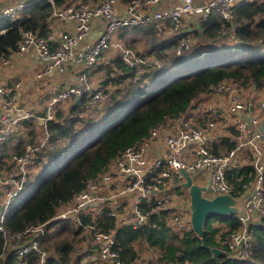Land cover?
<instances>
[{
	"label": "trees",
	"instance_id": "obj_1",
	"mask_svg": "<svg viewBox=\"0 0 264 264\" xmlns=\"http://www.w3.org/2000/svg\"><path fill=\"white\" fill-rule=\"evenodd\" d=\"M53 1V5L45 0L33 2L22 8L15 19H0V59L16 49L21 30L43 36L49 30L54 8L85 0ZM189 34L194 37L190 49L175 55L176 38H165L153 25L118 29L115 43L121 42L137 56L159 58L163 66L130 68L120 52L97 61L90 75L100 74L99 85L110 91V100L104 107L88 109L85 98L70 97L54 107L51 120L24 123L18 133L25 140L13 134L8 140L14 144L8 146L6 141L0 151V175L12 170L13 154L29 152L25 184L36 179L40 183L9 212L6 210L3 226L11 237L6 243L0 231V264H70L78 243L92 241L95 231L111 229L115 230L114 249L124 264H217L190 224L175 227L167 210L151 214L141 228L117 226L108 214V203L81 212L79 221L53 218L84 188L87 179L100 175L124 148L142 140L152 127L183 114L198 128H204L213 117L202 101L211 100L213 89L221 83H238L243 89L263 88L264 0H242L232 22L213 14L184 33ZM140 38H147L148 44L142 51L135 45ZM32 103L37 105L36 100L32 99ZM237 134L235 127L228 126L224 134L208 143L210 152L225 155L236 147L233 136ZM255 178L256 172L248 163L227 170V180L238 197L247 193ZM39 225L44 230L38 238L44 256L34 250L17 256L18 243H31L37 237V232L25 230ZM203 228L206 244L224 251L218 257L221 264H264V217L244 226L236 214H215L205 219ZM244 228L251 234L247 256L232 252L221 240L226 233ZM93 248V244L87 246V252L92 253ZM91 264L104 262L93 257Z\"/></svg>",
	"mask_w": 264,
	"mask_h": 264
},
{
	"label": "built area",
	"instance_id": "obj_2",
	"mask_svg": "<svg viewBox=\"0 0 264 264\" xmlns=\"http://www.w3.org/2000/svg\"><path fill=\"white\" fill-rule=\"evenodd\" d=\"M37 1L41 0H0V19H15L22 8ZM45 1L54 4L53 0ZM165 1H80L54 8L49 30L43 36L32 30H21L16 49L0 59V151L24 123L33 119L51 120L54 107L70 97L85 98L88 109L104 107L110 100V91L94 84L90 77L91 68L103 53L109 54L119 48L130 68L163 66L159 58L137 56L132 50L115 43L114 34L118 29L153 25L163 36L176 38L173 51L175 55H181L191 47L185 32L193 30L198 21L213 14L224 22H232L242 0H168L166 5L159 7ZM96 21L101 23V29L93 37L91 32ZM31 50L41 65L32 72L29 80L47 85L36 106L32 103L33 98L23 92L31 82L6 73L8 66L27 59ZM245 91L238 83L232 82H223L214 88L213 96L222 98L217 105L207 106L213 118L204 128H198L183 114L152 127L142 140L124 148L100 175L87 179L84 188L65 202L53 218L79 221L81 212L108 203V214L115 219L117 226L141 228L149 222L151 214L167 210L172 224L183 228L190 218L188 200L177 197L175 187L178 184L184 187V172L192 182L205 186L206 197L221 194L238 197L227 180V170L240 166L238 152L241 148L251 154V161L247 163L253 166L256 178L242 196L244 201L236 215L244 226L253 216L264 217V130L259 129L264 120V85L261 90L252 86L247 93ZM249 105L252 106L251 126L238 115L247 113ZM228 126L235 127L238 132L233 136L236 147L223 156L212 154L208 143L213 137L224 134ZM10 161L12 170L0 175V195L4 194L6 205L26 182L30 154H13ZM5 215L6 210L0 208V231L4 238H10L3 226ZM27 231L37 232V237L31 243H18L16 255L20 257L34 250L43 257L45 253L38 244L43 227L39 225ZM114 234V229L92 233V255L79 264H91L93 257L104 264H124L114 249ZM250 238L251 234L244 228L226 233L221 240L232 252L247 256Z\"/></svg>",
	"mask_w": 264,
	"mask_h": 264
},
{
	"label": "water",
	"instance_id": "obj_3",
	"mask_svg": "<svg viewBox=\"0 0 264 264\" xmlns=\"http://www.w3.org/2000/svg\"><path fill=\"white\" fill-rule=\"evenodd\" d=\"M18 101L20 102V94L18 95ZM252 106L249 105L247 113L238 114L244 119L248 126L252 125ZM260 130H264V120L259 126ZM185 182L184 187L187 188L189 199H188V210L190 212L189 223L193 231L201 240V245L208 249L212 253V258L217 264H221L218 259L219 255L224 251L217 247H210L206 244L203 239L204 235V221L208 216L220 214H236L240 211L243 198H236L229 194L215 195L212 197H206L204 194L205 186H201L198 183L192 182V178L184 172Z\"/></svg>",
	"mask_w": 264,
	"mask_h": 264
},
{
	"label": "rangeland",
	"instance_id": "obj_4",
	"mask_svg": "<svg viewBox=\"0 0 264 264\" xmlns=\"http://www.w3.org/2000/svg\"><path fill=\"white\" fill-rule=\"evenodd\" d=\"M221 35L224 37V36H226L225 34H224V31L221 33ZM162 36V35H161ZM165 38H167L166 36H165ZM190 38V41H191V43L192 42H194V37H192L191 38V36L189 37ZM147 38H140L136 43H135V45H136V50H138V51H142L143 50V48H145V47H147ZM120 45H121V47H122V44H121V42H120ZM117 52H119V48H115L112 52H110L109 54H107L106 56H104V55H102L99 59H98V61L99 62H102L103 60H105V59H108V58H112L113 56H115L116 54H117ZM94 67V66H93ZM93 67L91 68V70H90V72L92 71V69H93ZM99 76H100V74H95V75H90V77H91V79H92V81H93V83L94 84H99V81H100V79L101 78H99ZM246 91V93L248 92V89H245ZM40 96H41V93L38 91V90H36L35 92H34V96H32V98L34 99V100H36V101H38L39 100V98H40ZM246 96V95H245ZM220 98H222V96H213L212 98H211V100H209V101H207V100H204V101H202V104H205L206 106H208V105H210V104H213V103H215L216 105L218 104V102H219V100H220ZM19 131V130H18ZM18 131L14 134V135H16L14 138H17L18 140H20V139H24L25 140V136L23 137V135H22V133L21 132H19L18 133ZM13 135V136H14ZM10 140V139H9ZM8 140V141H9ZM14 142L15 141H13V140H11V141H9V145L8 146H11V145H13L14 144ZM196 179V178H195ZM197 180V179H196ZM198 181V180H197ZM40 183V180H38V179H36L35 181L34 180H32L31 182H29V183H27V184H25L24 186H23V188H22V190L21 191H19V193L17 194V196L15 197V198H13V200H12V202L10 203V204H8V205H6L5 204V198H4V194L2 193L1 195H0V208H4L5 210H7L8 212L10 211V209L13 207V206H15L16 205V203L19 201V200H21L23 197H24V195L25 194H28V193H30V192H32L34 189H35V187L38 185ZM175 193H176V196L177 197H181V196H183V197H185L187 200L189 199V195H188V191H187V189L185 188V187H183L182 185H180V184H178L176 187H175ZM187 225L189 224V223H186ZM3 235V234H2ZM5 240H6V243H10V239L6 236L5 238H4ZM92 244H93V242L92 241H89L88 239H86V240H82V242H80V243H78L77 245H76V247H75V250H74V254H73V257H72V261H71V263L70 264H79V261L80 260H83L84 258H86L87 256H90V255H92V253L91 252H87V246H92ZM79 254H81V255H79ZM82 262V261H81ZM80 262V263H81Z\"/></svg>",
	"mask_w": 264,
	"mask_h": 264
},
{
	"label": "crops",
	"instance_id": "obj_5",
	"mask_svg": "<svg viewBox=\"0 0 264 264\" xmlns=\"http://www.w3.org/2000/svg\"><path fill=\"white\" fill-rule=\"evenodd\" d=\"M168 2V0H166L165 2H162L159 7H163L164 5H166ZM95 26L93 29V32H91V35L93 37H95L96 35L99 34L100 29H101V23L96 21L95 22ZM196 26V24H195ZM189 31V30H188ZM189 37L191 36V34L188 35ZM33 50L30 51V53H28L27 59L23 60L22 62L13 64L11 66H8L6 69V73L13 78H17V79H24L26 80V82H31L30 84L27 85V89H25L23 92L25 95L29 96L32 98V96H34V92L36 90H38L40 93H42L46 88L47 85L45 84H41L39 82L33 81V80H29V78L32 75V72L37 70L39 68V66L41 65V61L39 59H37V57H35L33 55ZM249 151H246L244 148L240 149L238 152V161L240 160V166L246 164L247 162L250 163V161L248 160L249 158ZM238 198H243V197H236ZM258 221L259 218H257L256 216H253V218H251V221Z\"/></svg>",
	"mask_w": 264,
	"mask_h": 264
}]
</instances>
